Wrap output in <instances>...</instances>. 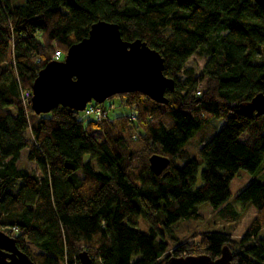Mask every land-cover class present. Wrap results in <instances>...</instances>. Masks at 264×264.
I'll use <instances>...</instances> for the list:
<instances>
[{"label":"trees","instance_id":"obj_1","mask_svg":"<svg viewBox=\"0 0 264 264\" xmlns=\"http://www.w3.org/2000/svg\"><path fill=\"white\" fill-rule=\"evenodd\" d=\"M98 21L160 52L175 80L168 101L117 93L131 112L101 119L63 105L36 113L31 100L25 108L20 89ZM194 53L206 56L199 74L185 66ZM258 92L264 10L254 0H0V228L37 264H79L81 250L91 264H167L171 255L214 258L224 245L232 264H264V181L233 196L256 209L239 237L227 228L185 239L172 231L180 219H202L203 202L223 206L239 169L261 167L264 113L245 106ZM208 122L215 132L206 140ZM194 132L202 133L199 159L183 147ZM24 148L30 169L18 166ZM153 153L170 160L159 174L149 167Z\"/></svg>","mask_w":264,"mask_h":264},{"label":"water","instance_id":"obj_2","mask_svg":"<svg viewBox=\"0 0 264 264\" xmlns=\"http://www.w3.org/2000/svg\"><path fill=\"white\" fill-rule=\"evenodd\" d=\"M177 3L192 0H176ZM264 10V0H254ZM164 57L145 40H124L118 24L93 23L88 35L68 46L62 59H52L37 72L31 83V108L48 112L57 105L77 111L89 101L103 102L117 93L141 91L155 101L166 103V90L175 80L163 72ZM246 108L264 113V93H256ZM165 155L149 156V167L159 174L169 163ZM79 264H91L86 250L78 254ZM232 252L224 245L217 257L209 254L171 255L167 264H232ZM0 264H37L16 244L14 236L0 228Z\"/></svg>","mask_w":264,"mask_h":264},{"label":"rangeland","instance_id":"obj_3","mask_svg":"<svg viewBox=\"0 0 264 264\" xmlns=\"http://www.w3.org/2000/svg\"><path fill=\"white\" fill-rule=\"evenodd\" d=\"M206 56H199L195 53L192 54L186 61L185 66H191L194 69L195 74H199L201 68L205 62ZM178 77L182 78V74H178ZM204 84V80L199 83V89L201 90ZM100 105L108 109L109 118L117 115L118 113H128L131 112L130 109L126 106L121 105V101L118 95H113L109 98H106ZM82 112V111H81ZM85 117V116H84ZM135 119V115L131 114L130 119ZM132 121V120H131ZM205 139H209L215 132V127L211 123H207L205 126ZM26 133V137L30 138V134ZM202 133L194 132L183 147L188 151L189 156L196 157L199 159L198 150L201 145ZM247 136L246 133H243L240 139H243ZM27 149H22L21 156L18 160V166L26 167L30 169L34 166V163L27 159L26 156ZM86 155L85 158H87ZM184 159L178 158L177 164L181 165L184 163ZM95 164V161H94ZM81 174V171H77ZM257 180L260 182L264 181V160L262 161L261 167L251 173L246 169H239L234 177L231 179L229 184V189L231 196L228 201L223 205L217 208H214L208 202H203L200 205V212L203 216L202 219L196 220L193 218L190 219H180L172 225L173 234H175L180 239L191 238L193 233H197L199 230L203 229H223L227 228V231H231L234 237H239L247 228L248 224L254 217L256 209L251 203H238L233 200V196L239 192L247 183L251 180ZM138 228L148 232L149 227L147 222L144 220L143 215L139 214L138 219ZM165 239L170 242V237L166 234Z\"/></svg>","mask_w":264,"mask_h":264},{"label":"built area","instance_id":"obj_4","mask_svg":"<svg viewBox=\"0 0 264 264\" xmlns=\"http://www.w3.org/2000/svg\"><path fill=\"white\" fill-rule=\"evenodd\" d=\"M61 51L56 50L54 53V59H60ZM21 99L23 101V106L26 108L28 100H31L32 90L31 88H21ZM197 93H200V90H197ZM82 116L85 117H94L96 119L106 118L108 116V109H105L97 102H87L84 109L81 110Z\"/></svg>","mask_w":264,"mask_h":264}]
</instances>
